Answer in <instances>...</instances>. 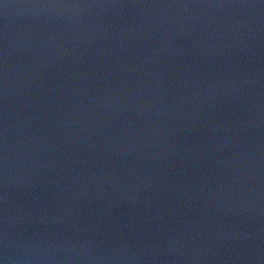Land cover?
Masks as SVG:
<instances>
[{
    "label": "water",
    "instance_id": "obj_1",
    "mask_svg": "<svg viewBox=\"0 0 264 264\" xmlns=\"http://www.w3.org/2000/svg\"><path fill=\"white\" fill-rule=\"evenodd\" d=\"M0 264H264V0H0Z\"/></svg>",
    "mask_w": 264,
    "mask_h": 264
}]
</instances>
